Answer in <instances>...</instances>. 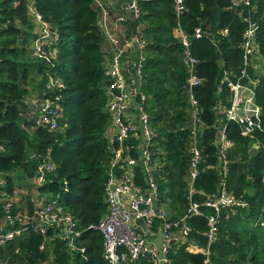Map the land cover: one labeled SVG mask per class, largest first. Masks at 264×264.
Returning a JSON list of instances; mask_svg holds the SVG:
<instances>
[{
  "label": "trees",
  "instance_id": "obj_1",
  "mask_svg": "<svg viewBox=\"0 0 264 264\" xmlns=\"http://www.w3.org/2000/svg\"><path fill=\"white\" fill-rule=\"evenodd\" d=\"M184 2L177 17L173 0L138 1L147 41L143 88L158 131L156 146L163 150L165 161L157 176L158 203L167 204L171 218L180 216L186 207L189 157L188 131L183 127L188 118V71L174 27L179 22L186 31L192 55L199 59L198 74L203 76L202 83L194 86L205 120L202 166L216 162L212 140L219 118L214 107L220 97L217 89L219 85L223 92L229 90L220 83L224 66L237 70L242 65L239 44L248 22L257 25L254 58L258 53L264 60V0L238 6L232 0ZM100 15L94 0H0V220L6 201L13 212L27 207L31 213L37 198L40 203L55 201L69 212L80 232L70 246L61 227L46 226L41 232L30 225L2 244L0 264H108L102 255L101 233L88 227L108 210L104 194L110 151L104 131L110 113ZM137 21L130 19V29ZM43 22L51 36L43 44L45 56L34 53V40L45 32ZM196 26L204 29L201 36L194 35ZM224 27L227 34L219 32ZM50 77L61 80L62 86H48ZM255 91L262 129L242 135L236 122L227 121L228 136L234 141L228 152L227 186L248 205L222 209L218 237L210 243L214 264H264V74ZM55 94H60L62 106L58 127L37 125L32 99ZM47 158L53 167L40 170L39 164ZM14 174L21 178L19 185L14 184ZM135 177L136 182H143L139 167ZM219 178L216 168H205L197 177L196 184L203 190L197 197L216 191ZM18 188L23 189L21 206L10 199ZM31 189L40 197L34 199ZM187 220L191 230L184 242L174 243L167 251L168 264H194L204 258L201 252L189 251L186 243L206 245V219L191 215ZM140 264L155 263L144 254Z\"/></svg>",
  "mask_w": 264,
  "mask_h": 264
},
{
  "label": "built area",
  "instance_id": "obj_2",
  "mask_svg": "<svg viewBox=\"0 0 264 264\" xmlns=\"http://www.w3.org/2000/svg\"><path fill=\"white\" fill-rule=\"evenodd\" d=\"M139 0H125L127 12L113 16L112 7L97 3L101 8L99 26L102 38L110 45V50H103L105 56L104 74L107 76L106 109L110 113V121L105 128L104 137L108 140L109 157L105 180L104 198L108 206L107 212L88 227L98 230L102 235V255L108 264H140V256L147 254L155 264H168L170 259L167 251L174 243L184 242L191 230L187 218L191 215H203L207 228L203 234L207 239L205 246L188 241L186 248L192 252L204 254L202 261L194 264H214L210 257V243L218 237L222 209L247 206L245 198L237 196L227 186L229 174L228 152L234 145L233 139L227 133V121L237 123L242 135H250L256 129H262L261 107L256 101L255 86L259 76L264 74V60L258 53L255 55V36L257 25L248 22L242 31V65L237 69L223 67L220 83L228 87L227 92L218 85L220 95L214 107L219 114L215 124L216 134L212 142L216 146L215 164L201 165L203 158L202 140L205 136V120L200 108L199 99L194 86L202 83L203 76L198 74L199 59L192 55L189 38L179 22L174 27V35L182 45V60L188 71L187 76V123L183 126L188 131L189 157L186 168V207L178 217L171 218V209L160 200V186L157 176L164 165L163 150L156 146L158 131L152 124L151 114L146 107L147 93L144 91L145 46L146 39L142 34L144 23L139 20ZM250 0H232L238 6L248 4ZM177 17L185 8L184 0H173ZM111 8V9H110ZM33 10V9H32ZM34 11V10H33ZM39 19L40 14L34 11ZM108 17H115L116 29L121 25V31H112L108 26ZM138 19L134 29H130V19ZM44 34L34 40V53L46 55L44 41L50 32L43 22ZM227 34L228 28L219 31ZM204 29L194 27V35L201 36ZM56 37V35H54ZM255 59V60H254ZM250 69H253L250 72ZM63 82L50 77L48 86ZM60 94L54 96L35 95L32 99V109L37 112V125L49 129L58 127L62 116ZM162 153V157L157 154ZM53 164L47 158L39 164L40 170L51 169ZM139 167L143 182H136L135 170ZM216 168L220 174L216 191L198 198L197 193H203L197 184V177L205 168ZM5 215L0 220V249L2 244L21 234L28 226L45 232L46 226H56L63 229L68 238V244L74 246L75 236L79 230L72 215L66 212L55 201L37 203L30 213L28 209L12 211L10 201L3 205ZM206 208L210 211L206 212ZM140 220H143L145 228ZM30 223V224H29ZM264 224V219L261 221ZM163 232V257H159L154 237ZM43 247V244L40 245ZM82 251L84 247L80 248Z\"/></svg>",
  "mask_w": 264,
  "mask_h": 264
},
{
  "label": "crops",
  "instance_id": "obj_3",
  "mask_svg": "<svg viewBox=\"0 0 264 264\" xmlns=\"http://www.w3.org/2000/svg\"><path fill=\"white\" fill-rule=\"evenodd\" d=\"M95 1L97 3H101L102 5H107L108 7L111 6L112 9L111 8L110 9L112 11L113 16H117V15L119 16L120 14H124V12H127V9L125 8L126 7L125 0H95ZM108 26L112 31L118 30L119 32L121 31V28H123V26L121 25L116 29L117 23L115 21V17H108ZM103 50H110V45L105 40H103ZM17 192L18 189L16 190L15 194H13V196L10 197V199L14 201L16 205L21 206V202L19 201L20 195ZM35 195L38 196L37 193L32 194L34 199L36 198ZM36 199H35L36 203H40V201H37ZM26 208L27 207L18 208V209L23 210Z\"/></svg>",
  "mask_w": 264,
  "mask_h": 264
},
{
  "label": "water",
  "instance_id": "obj_4",
  "mask_svg": "<svg viewBox=\"0 0 264 264\" xmlns=\"http://www.w3.org/2000/svg\"><path fill=\"white\" fill-rule=\"evenodd\" d=\"M255 144L256 143H254V145ZM140 222L142 223L143 227L145 228V224H144L143 220H140ZM163 238H164L163 232H160L159 234H157L154 237V243H155V245L157 247L159 257H163L164 256V252H163V249H162Z\"/></svg>",
  "mask_w": 264,
  "mask_h": 264
},
{
  "label": "rangeland",
  "instance_id": "obj_5",
  "mask_svg": "<svg viewBox=\"0 0 264 264\" xmlns=\"http://www.w3.org/2000/svg\"><path fill=\"white\" fill-rule=\"evenodd\" d=\"M32 104V103H31ZM146 107H147V109L149 110V108H148V100H147V102H146ZM150 112V111H149ZM3 177V175L2 174H0V178H2ZM12 178H13V181H14V184L15 185H19L20 184V180H21V178L18 176V174H14V175H12ZM21 186H23V185H20V187ZM21 191H23V189L22 188H18V194H19V192H21ZM31 193H36L35 191L33 192L32 191V189H31ZM261 220V219H260Z\"/></svg>",
  "mask_w": 264,
  "mask_h": 264
},
{
  "label": "clouds",
  "instance_id": "obj_6",
  "mask_svg": "<svg viewBox=\"0 0 264 264\" xmlns=\"http://www.w3.org/2000/svg\"><path fill=\"white\" fill-rule=\"evenodd\" d=\"M26 209H28V208H26Z\"/></svg>",
  "mask_w": 264,
  "mask_h": 264
}]
</instances>
